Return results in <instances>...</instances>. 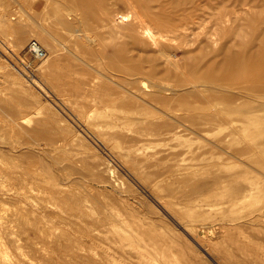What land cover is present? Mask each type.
<instances>
[{
  "label": "rangeland",
  "instance_id": "rangeland-1",
  "mask_svg": "<svg viewBox=\"0 0 264 264\" xmlns=\"http://www.w3.org/2000/svg\"><path fill=\"white\" fill-rule=\"evenodd\" d=\"M178 2L190 18L160 38L166 56L140 21L155 28L152 13ZM0 11V264H264V95L238 83L264 47V0H0ZM30 38L43 58L26 52ZM132 61L157 72L116 66ZM207 68L236 78L234 105ZM216 110L223 121L186 117Z\"/></svg>",
  "mask_w": 264,
  "mask_h": 264
},
{
  "label": "bare ground",
  "instance_id": "bare-ground-1",
  "mask_svg": "<svg viewBox=\"0 0 264 264\" xmlns=\"http://www.w3.org/2000/svg\"><path fill=\"white\" fill-rule=\"evenodd\" d=\"M71 2V0H68V2ZM68 5V4H67ZM19 6V5H18ZM20 7V6H19ZM68 7V6H67ZM70 8V7H69ZM159 8H161V12H158L157 10H155L153 13H152V15H154V18H155V28H153L147 21H145V20H141L140 21V25H141V27H142V33L143 34H145L146 36H148L150 39H151V41H152V43H154L156 46H157V48H158V51H160L163 55H166V56H168L169 54H168V52H166V50L163 48V47H161L160 46V44H159V40H160V38L161 37H164L165 35H167L168 33H170V31H172L173 29H175V31H176V29H177V31H178V29H179V27H181V26H183V27H185V26H187L188 24H187V21H186V19H188V18H190L187 14H189V12H190V10H191V8H190V10L186 7V5L184 4V3H175V5H172V8L169 10V12L168 13H166V12H163L165 9H164V6L163 5H160L159 6ZM72 9V8H71ZM18 11H22L23 10V8H22V10H19V8L17 9ZM24 11V10H23ZM54 11V10H53ZM4 12L3 11H0V14H3ZM24 13V12H23ZM180 13V14H179ZM184 13V14H183ZM21 13L19 12V15H20ZM54 14H55V17H56V19L58 20V21H60L63 25H65V26H70V21L64 16V14L63 13H61L59 10H56L55 9V11H54ZM95 14H96V11H92V15L93 16H95ZM183 14V17L181 16L180 17V15H182ZM186 14V15H185ZM30 15H31V13H30ZM29 15V16H30ZM183 24H185V25H183ZM113 26V25H112ZM84 28V27H83ZM48 35L49 34H47L46 32L43 34V37L44 38H46V39H48L49 37H48ZM118 50V49H117ZM113 54L115 55V54H117V51L116 52H113ZM168 54V55H167ZM165 56V57H166ZM115 56H113L112 57V59L114 58ZM169 58V57H168ZM115 61H116V59H114ZM119 60V59H118ZM129 60H131V58L129 59ZM171 59L169 58V61H170ZM127 61V60H126ZM118 62V61H117ZM133 62V61H132ZM134 63V62H133ZM171 63H174L175 65H176V63L175 62H172L171 61ZM214 62H210V64L212 65ZM114 64H116V63H114ZM124 64V63H123ZM123 64H117L116 66H119L120 68H121V70H123V72H127V73H129V74H137L138 76H140L141 78L142 77H145V76H147V77H150L149 75H153V73H156L157 71H156V67H154L153 66V68H150V69H144L143 67V65L141 66V65H137L136 63H134V64H132V65H130V63H127V64H125V65H123ZM139 64V63H138ZM193 65V64H192ZM177 66V65H176ZM208 66H210V65H207L206 67H208ZM244 68H243V79H242V81H239L238 83H244V85H245V87L248 89H251V90H253L254 92H256V93H260V95H264V47H262V49H260V48H257V50L256 51H251V53L248 55V60H247V62L244 64V66H243ZM207 70H208V73H207ZM207 70H204L203 72H205V73H207V75H206V79H205V81H207V82H209V83H211L212 85H211V87H210V90L212 91V92H214V93H216L217 92V90H221L220 92H223L224 94H222V99L223 100H225L229 105H234L232 102H233V100L235 99V97H233V94L232 93H227L226 91H228L229 89V87H231L230 85L231 84H234V83H236L237 84V81H236V78L235 79H229V77H228V74L226 75V73H224V72H219V73H217V72H214L215 70H213V69H211V68H207ZM164 72V74L166 75V76H171L172 74H171V72L170 71H167V70H165V71H163ZM126 74V73H125ZM200 75H202V74H200V72H199V76ZM130 76V75H129ZM134 75H132V77H133ZM127 77H128V75H127ZM228 77V78H227ZM129 78V77H128ZM130 79V78H129ZM147 80V79H146ZM151 80H152V78H151ZM150 80V81H151ZM179 80V81H178ZM156 81V80H155ZM157 81H159V80H157ZM162 81V80H161ZM176 81H178L179 83H185V82H183V80H182V78H177L176 79ZM163 82H165V81H163ZM148 83V82H147ZM153 83H155V82H153ZM153 83H152V85H153ZM158 83V82H157ZM162 83V82H161ZM160 83V84H161ZM149 84H151V83H149ZM149 84H147V85H149ZM156 84V83H155ZM154 84V85H155ZM159 84V85H160ZM165 84V86H166V83H164ZM206 84V83H205ZM151 85V86H152ZM158 85V87H162V86H159ZM162 85H163V83H162ZM209 85V84H208ZM146 86V85H145ZM156 86V85H155ZM194 86H195V84H194ZM210 86V85H209ZM242 86V85H241ZM146 87H148V86H146ZM157 86L155 87V89L156 88H158ZM164 87V86H163ZM168 87V86H167ZM150 88V87H149ZM165 88V87H164ZM194 88H196V87H194ZM159 90H161L160 88H158ZM152 90H154V89H152ZM157 90V89H156ZM158 90V91H159ZM188 90H189V88H188ZM155 91V90H154ZM252 91V92H253ZM235 95V94H234ZM255 98V97H254ZM257 99V98H256ZM260 100H262V99H260ZM185 101V100H184ZM247 101H249V102H251V100H247ZM170 102V101H169ZM178 103H179V101H178ZM181 103H183L182 101H181ZM181 103L179 104L180 106H181ZM190 103V102H189ZM188 102H185V104H186V106H187V104H189ZM255 106H258V107H264V104L263 103H259V101H255ZM162 104L164 105V102H162ZM165 104H166V102H165ZM170 104V103H169ZM192 105H193V103H192ZM169 106V105H168ZM167 106V107H168ZM183 106H184V104H183ZM196 106V105H195ZM164 107H165V105H164ZM185 107V106H184ZM188 107H189V105H188ZM188 107H187V109H188ZM191 107H193V106H191ZM223 107V106H222ZM166 108V107H165ZM169 108V107H168ZM180 108V107H179ZM194 108V107H193ZM197 108V107H196ZM196 108H195V110H196ZM257 108V107H256ZM162 110H163V108H161ZM198 109V108H197ZM194 110V109H193ZM190 112V111H189ZM219 110H216V112H209V111H207V112H204L203 111V113L201 114V115H195V113H193V112H190V113H188L187 114V119L188 120H191V121H194V123H196V122H199L200 124H198V125H200L201 126V123H211L212 121H214V120H221V121H223V118L222 117H224L225 118V116H220V114H219ZM169 113V112H168ZM182 113V112H181ZM171 115H169L170 117H172L173 119H175V120H177V121H181V119H186V118H181V117H176L175 118V116H172V113H170ZM198 114V113H197ZM223 115V114H222ZM246 115V114H245ZM248 115V114H247ZM243 118H241L240 120H242ZM191 121H189L191 124H192V122ZM226 121H233L232 120V118H229V120L228 119H226ZM181 123H185V122H182L181 121ZM189 123V124H190ZM186 124V123H185ZM184 125V124H183ZM196 125V124H195ZM195 125H193V126H195ZM159 128L158 129H163V131H165L164 129H166V130H172L174 127L173 126H175L174 125V123H168V122H163V123H159L158 125H157ZM193 126H191V125H185V127H187V128H192L193 130H196ZM234 127V126H233ZM167 131V132H168ZM197 131V130H196ZM172 132H174V133H176L177 131H176V129H173V131H171V132H169V133H172ZM208 139V138H207ZM210 139V138H209ZM220 144V143H219ZM3 187V186H2ZM5 207V206H4ZM3 207V208H4ZM1 210V209H0ZM4 210V209H3ZM1 215V214H0ZM2 217V216H1ZM12 235V234H11ZM6 245V244H5ZM6 254H8V253H6ZM8 256V255H7ZM6 258V257H5ZM6 261V260H5ZM17 263H18V261H17ZM9 264V263H8ZM13 264V263H12Z\"/></svg>",
  "mask_w": 264,
  "mask_h": 264
},
{
  "label": "built area",
  "instance_id": "built-area-1",
  "mask_svg": "<svg viewBox=\"0 0 264 264\" xmlns=\"http://www.w3.org/2000/svg\"><path fill=\"white\" fill-rule=\"evenodd\" d=\"M1 42L0 39V57L2 55L3 50L1 48ZM26 52L29 53V55H32L36 59H41L46 55V49L40 44V42L35 38H30L26 43ZM23 67L26 69L28 76L30 73H33L34 65L31 62H24L22 60Z\"/></svg>",
  "mask_w": 264,
  "mask_h": 264
}]
</instances>
